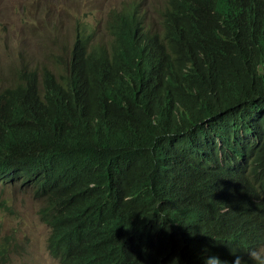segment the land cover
Listing matches in <instances>:
<instances>
[{
	"label": "trees",
	"instance_id": "trees-1",
	"mask_svg": "<svg viewBox=\"0 0 264 264\" xmlns=\"http://www.w3.org/2000/svg\"><path fill=\"white\" fill-rule=\"evenodd\" d=\"M140 10L0 90V183L33 190L61 264L232 260L264 245V0Z\"/></svg>",
	"mask_w": 264,
	"mask_h": 264
},
{
	"label": "rangeland",
	"instance_id": "rangeland-1",
	"mask_svg": "<svg viewBox=\"0 0 264 264\" xmlns=\"http://www.w3.org/2000/svg\"><path fill=\"white\" fill-rule=\"evenodd\" d=\"M141 3L140 13L159 23L164 0H0V90L21 70L61 67L79 37L108 43L112 12ZM42 202L30 187L0 183V246L6 264H61L49 252L51 230L40 216Z\"/></svg>",
	"mask_w": 264,
	"mask_h": 264
},
{
	"label": "clouds",
	"instance_id": "clouds-1",
	"mask_svg": "<svg viewBox=\"0 0 264 264\" xmlns=\"http://www.w3.org/2000/svg\"><path fill=\"white\" fill-rule=\"evenodd\" d=\"M133 5H140V8L142 7L141 3H132V4L125 3V4H123V6L121 8H118L112 12L110 19L112 17H114L116 14L125 12L128 6H133ZM76 42H77V40H76ZM53 67H58V66L54 65ZM36 71L39 73V75H41V77L43 76L44 70H43V72H40L38 70H36ZM193 235H194V233H193ZM227 245L229 246L230 253L233 256L232 260L222 258L218 253L213 252L211 247L204 246L201 253L199 254L201 264H249V261H251L252 264H264V245L258 246V247H253V248H248V249L244 250L243 252L241 251V249H239L237 247H232L229 244H227ZM48 247H49V245H48ZM8 251H9V256H10V250H8ZM49 252H50V250H49ZM244 255L247 256V259L244 258Z\"/></svg>",
	"mask_w": 264,
	"mask_h": 264
}]
</instances>
